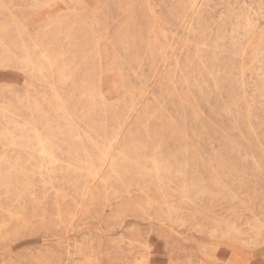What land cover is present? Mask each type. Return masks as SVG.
<instances>
[{
    "label": "rangeland",
    "instance_id": "obj_1",
    "mask_svg": "<svg viewBox=\"0 0 264 264\" xmlns=\"http://www.w3.org/2000/svg\"><path fill=\"white\" fill-rule=\"evenodd\" d=\"M0 264H264V0H0Z\"/></svg>",
    "mask_w": 264,
    "mask_h": 264
},
{
    "label": "bare ground",
    "instance_id": "obj_2",
    "mask_svg": "<svg viewBox=\"0 0 264 264\" xmlns=\"http://www.w3.org/2000/svg\"><path fill=\"white\" fill-rule=\"evenodd\" d=\"M51 68V67H50ZM41 74V73H40ZM21 127V126H20ZM38 140V139H37ZM43 146V145H42ZM42 153L44 154L45 153V150L42 149ZM70 168V167H69ZM80 171V170H79ZM95 175V174H94ZM92 176V175H91ZM96 178V176H95ZM239 234V233H238Z\"/></svg>",
    "mask_w": 264,
    "mask_h": 264
}]
</instances>
